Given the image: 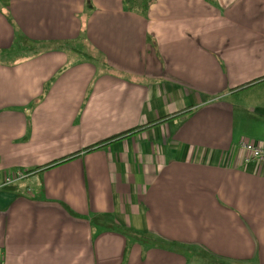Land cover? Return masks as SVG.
<instances>
[{
    "label": "crops",
    "instance_id": "0c3cea01",
    "mask_svg": "<svg viewBox=\"0 0 264 264\" xmlns=\"http://www.w3.org/2000/svg\"><path fill=\"white\" fill-rule=\"evenodd\" d=\"M260 92L264 0H0V264H264Z\"/></svg>",
    "mask_w": 264,
    "mask_h": 264
},
{
    "label": "trees",
    "instance_id": "16d2710c",
    "mask_svg": "<svg viewBox=\"0 0 264 264\" xmlns=\"http://www.w3.org/2000/svg\"><path fill=\"white\" fill-rule=\"evenodd\" d=\"M154 1H155V0H123V5H124L125 7H127V10H128L129 12L137 13V14H139V15L145 16L146 13H147V11H148V9H149V7H150V5H152V4L154 3ZM8 21H11V20L8 18ZM17 44H18V43H17ZM15 45H16V44H15ZM178 115H180V114H179V113H176V115H174V116H178ZM171 117H173V116H172V115H171V116H167L166 118H163V119L157 120L156 122H153V123H151V124H146L145 126H143V128H147V127H151V126H153V125L159 124L160 122L164 121L165 119H170ZM132 131H134V130H131V131H129V132H125V133H123V134H120V135H117V136L111 137V138H109V139H107V140H104V141H102V142L96 144V146L107 145L109 142L116 141V140H118V139H120V138H122V137H124V136H126V135H128V134H130V133H132ZM96 146H94V147H96ZM92 149H93L92 147H91V148H88V149H87V152L90 151V150H92ZM74 155H75V154H74ZM74 155L71 156V157H69L68 159L73 158ZM62 161H65V160H59V161H57V162H53L51 165H49V166H47V167H52V166H54V165H56V164H58V163H61ZM30 173H31V172H26V174H30ZM67 210H68V209H67ZM68 211H69V210H68ZM69 213L72 214V215H74L71 211H69ZM92 221H93V223H97L96 219H92ZM106 227H109V226H106ZM149 238H150L149 236H142L141 238L139 237V239H140L143 243L148 242ZM154 240H155V242H156V241H159V240L156 239V238H155ZM207 257H208V259H210L209 256H207ZM208 261H209V260H208ZM215 261H217V259L213 258V259H212L211 261H209V262H210V263H213V262H215Z\"/></svg>",
    "mask_w": 264,
    "mask_h": 264
},
{
    "label": "built area",
    "instance_id": "2783aa9c",
    "mask_svg": "<svg viewBox=\"0 0 264 264\" xmlns=\"http://www.w3.org/2000/svg\"><path fill=\"white\" fill-rule=\"evenodd\" d=\"M239 149L243 153L242 162L244 164L254 163L264 166V144L260 145L254 142L243 141L240 143ZM27 176L28 174L20 171L6 175L3 177L2 186H10L24 180Z\"/></svg>",
    "mask_w": 264,
    "mask_h": 264
},
{
    "label": "rangeland",
    "instance_id": "374dc122",
    "mask_svg": "<svg viewBox=\"0 0 264 264\" xmlns=\"http://www.w3.org/2000/svg\"><path fill=\"white\" fill-rule=\"evenodd\" d=\"M260 94V100H262L263 101V103H264V92H260L259 93ZM197 255V254H196ZM192 256L194 257V255L192 254ZM193 263H195V264H200L201 263V260H198V259H195V260H193L192 261ZM207 264H212V263H210V262H206Z\"/></svg>",
    "mask_w": 264,
    "mask_h": 264
}]
</instances>
